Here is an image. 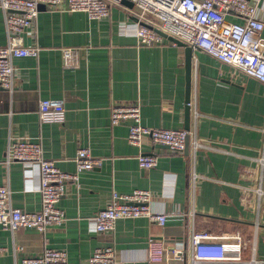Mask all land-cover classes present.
Here are the masks:
<instances>
[{"label":"crops","instance_id":"1","mask_svg":"<svg viewBox=\"0 0 264 264\" xmlns=\"http://www.w3.org/2000/svg\"><path fill=\"white\" fill-rule=\"evenodd\" d=\"M228 17L244 22L233 13ZM138 24L117 5L99 21L84 12L40 7L36 24L24 35L26 47L40 49L38 57L15 58L14 89L0 86V185H9L14 207L40 210L39 173L26 174L25 164L6 162L11 142L40 143L43 156L68 173L77 170L80 148L102 163L67 185L58 203L66 214L62 225L43 233L0 225V264H22L46 248L65 251L68 264H89L100 246L114 247L119 264H152L151 240L185 253L184 262L169 257V264H191L193 231L239 234L241 261L264 263V83L193 50L195 107H189L187 152H172L147 136L141 147L134 146L128 141L129 123L112 125L113 106L140 105L144 125L176 130H186L188 106L185 48L165 37L160 45H140ZM6 45L0 8V47ZM65 49L75 52L69 65ZM50 99L64 100L63 122L40 120V103ZM195 140L201 143L196 150ZM142 153L157 155L158 165L140 167ZM135 189L151 192L154 208L169 215L166 224L120 218L114 231L98 233L96 216L113 194Z\"/></svg>","mask_w":264,"mask_h":264},{"label":"built area","instance_id":"2","mask_svg":"<svg viewBox=\"0 0 264 264\" xmlns=\"http://www.w3.org/2000/svg\"><path fill=\"white\" fill-rule=\"evenodd\" d=\"M264 0H0L4 12L7 31V45L0 47V86L14 89L16 70L15 58H37L38 47H26L24 35L36 24L40 7L63 8L70 12H84L91 20L108 18L111 6L117 5L133 14L138 20L137 37L140 45H160L164 36L175 38L200 50L219 61L231 65L235 70L264 83ZM240 16L244 22L229 19V14ZM261 14V16H260ZM174 45L176 42L172 41ZM64 50L67 65L75 52ZM195 107L193 101L187 103ZM42 122H63L66 110L64 100H42L39 108ZM111 123L117 126L129 123L128 141L141 147L144 137L153 143L167 146L172 152H183L186 138L191 137L187 130L153 128L142 123L140 105H115L111 109ZM201 143L194 141V149ZM19 161L29 169L39 173L38 190L41 195L39 211H25L14 207L12 191L7 183L0 185V225L12 232L21 228L45 232L51 225H62L66 214L58 206L66 194V187L79 180L83 171L101 165L102 160L92 157L87 148H80L75 159L76 172L62 171L55 161L43 156L38 142H11L6 162ZM140 167L153 169L158 165V156L139 154ZM195 176V181L198 176ZM147 217L151 222L164 226L169 215L156 210L152 194L146 189H135L131 193H114L112 201L96 216V230L107 233L115 230L120 218ZM242 236L239 234L216 236L206 232L191 234V264L240 262L241 264H264L259 260L241 261ZM4 249L0 247V253ZM185 261L181 249L167 251L159 241L149 243V261L152 264H169L168 258ZM22 264H68V255L63 250L46 248L39 256L22 259ZM89 264H119L112 246L97 247L90 257Z\"/></svg>","mask_w":264,"mask_h":264},{"label":"water","instance_id":"3","mask_svg":"<svg viewBox=\"0 0 264 264\" xmlns=\"http://www.w3.org/2000/svg\"><path fill=\"white\" fill-rule=\"evenodd\" d=\"M41 7H44L43 5ZM165 38L174 41L177 43V45L184 47L186 51V78H187V97L186 101L187 103L190 100V93H191V80H192V52L193 49L188 46L186 43H183L181 41H177L173 37H169L167 35H163ZM189 120H190V108L189 106H186V130H189ZM189 147V136L186 138V146H185V152H187Z\"/></svg>","mask_w":264,"mask_h":264}]
</instances>
